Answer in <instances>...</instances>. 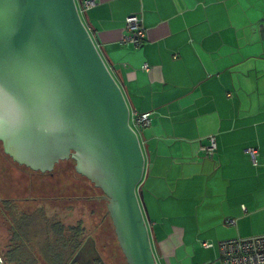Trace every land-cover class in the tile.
<instances>
[{
  "label": "crops",
  "instance_id": "1",
  "mask_svg": "<svg viewBox=\"0 0 264 264\" xmlns=\"http://www.w3.org/2000/svg\"><path fill=\"white\" fill-rule=\"evenodd\" d=\"M76 1L130 114L149 113L139 132L146 173L139 190L173 188L177 206L193 205L184 218L196 219V238L210 245L199 249H214L204 264L218 251L220 259L223 241L264 235V0ZM129 15L145 30L139 47L122 42ZM209 137L212 157L202 150ZM251 147L256 165L245 153ZM144 204L160 264L185 243L186 228Z\"/></svg>",
  "mask_w": 264,
  "mask_h": 264
},
{
  "label": "water",
  "instance_id": "2",
  "mask_svg": "<svg viewBox=\"0 0 264 264\" xmlns=\"http://www.w3.org/2000/svg\"><path fill=\"white\" fill-rule=\"evenodd\" d=\"M0 85L35 112L20 135L0 139L4 153L40 173L73 160L102 192L126 263L158 264L138 189L139 135L76 0H0Z\"/></svg>",
  "mask_w": 264,
  "mask_h": 264
},
{
  "label": "rangeland",
  "instance_id": "3",
  "mask_svg": "<svg viewBox=\"0 0 264 264\" xmlns=\"http://www.w3.org/2000/svg\"><path fill=\"white\" fill-rule=\"evenodd\" d=\"M73 170L74 162L71 159L60 161L53 171L46 172L53 173L52 176L48 174L42 177L32 175L27 168L11 166L9 162L0 157V198L8 196L9 191L10 198H40L36 201L23 202L25 207H19V212L36 211L39 217L43 214L49 217L51 223L55 225L52 228L53 237L54 232L58 230L56 221H61L65 227L81 222L82 244L69 264H93V257L98 260L97 264H127L107 212V202L101 197L102 192ZM145 177L146 173L142 180ZM44 179L48 185L37 188V184H43ZM143 181L139 183L138 189L144 183ZM164 181L166 184H173L174 177L165 178ZM142 193L143 202L147 203L150 208L151 204L154 206L152 215L155 213L157 217H160L165 212L172 224L186 228L185 243L178 246L175 254L169 257L160 256V264H204L203 260L214 255V249H210L207 253L199 249L203 241L196 238L197 221L195 218L190 221L184 218L193 214V205L186 202L182 207L177 206L179 192L175 193L173 188L168 187L161 188L155 195L145 185ZM148 193L151 194V198ZM149 211L151 212V209ZM69 232L67 235L73 240L75 234L73 231ZM9 239L10 231L5 217L0 212V253L2 255L8 251ZM71 247L69 243L68 249ZM65 254L70 255L71 250L65 251ZM215 259L217 260L207 264H223L219 259V251Z\"/></svg>",
  "mask_w": 264,
  "mask_h": 264
},
{
  "label": "trees",
  "instance_id": "4",
  "mask_svg": "<svg viewBox=\"0 0 264 264\" xmlns=\"http://www.w3.org/2000/svg\"><path fill=\"white\" fill-rule=\"evenodd\" d=\"M0 157L9 162L11 166L27 168L17 164L4 153L1 141ZM27 170H29L32 175L42 177H46L48 174L50 176L53 175V173L34 172L29 168H27ZM85 180L88 181L87 179ZM45 181L46 179H44L43 184H37V188L38 186L41 188L43 185H48ZM9 193L10 191L7 193L8 196ZM8 196L0 198V212L5 217L10 231L8 251H6L4 255L0 253L3 264H69L82 244L80 237L81 223L71 227H65L61 221H56L58 230L54 232L53 237L52 228H54L55 225L51 223L49 217L47 218L44 214L42 217H39L36 211L19 212V207H25L23 202L36 201L40 198L30 197L17 199ZM41 199L43 198L41 197ZM69 231H73L75 234L73 240H71L72 237L69 238L67 235V233H70ZM69 243L72 245L71 249H68ZM68 250H71V254L66 256L65 251ZM96 262H98V260L93 257V264Z\"/></svg>",
  "mask_w": 264,
  "mask_h": 264
},
{
  "label": "built area",
  "instance_id": "5",
  "mask_svg": "<svg viewBox=\"0 0 264 264\" xmlns=\"http://www.w3.org/2000/svg\"><path fill=\"white\" fill-rule=\"evenodd\" d=\"M83 5L91 7L95 3L93 1H85ZM125 23L127 35L122 39V42L139 47L143 43L145 36V30L139 17L129 15L126 17ZM149 123V113L130 114V125L138 135L142 129L148 127ZM202 150H204L207 157H212L216 150L215 138L209 137L208 144ZM245 153L250 156L252 162L256 165L257 149L254 147L247 148ZM203 246L208 248L210 245L203 243ZM219 249L220 259L223 264H264V235L223 241L219 244Z\"/></svg>",
  "mask_w": 264,
  "mask_h": 264
},
{
  "label": "clouds",
  "instance_id": "6",
  "mask_svg": "<svg viewBox=\"0 0 264 264\" xmlns=\"http://www.w3.org/2000/svg\"><path fill=\"white\" fill-rule=\"evenodd\" d=\"M34 110H29L25 103L8 87L0 85V139L20 135L34 118ZM47 134L54 129L44 127Z\"/></svg>",
  "mask_w": 264,
  "mask_h": 264
},
{
  "label": "flooded vegetation",
  "instance_id": "7",
  "mask_svg": "<svg viewBox=\"0 0 264 264\" xmlns=\"http://www.w3.org/2000/svg\"><path fill=\"white\" fill-rule=\"evenodd\" d=\"M101 197H102V194H101ZM102 199H104L103 197H102ZM105 200V199H104Z\"/></svg>",
  "mask_w": 264,
  "mask_h": 264
}]
</instances>
